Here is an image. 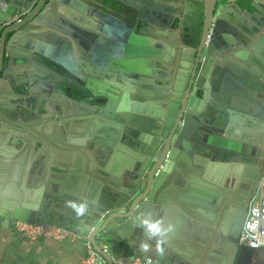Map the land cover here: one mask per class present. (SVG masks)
Here are the masks:
<instances>
[{
  "label": "water",
  "instance_id": "95a60500",
  "mask_svg": "<svg viewBox=\"0 0 264 264\" xmlns=\"http://www.w3.org/2000/svg\"><path fill=\"white\" fill-rule=\"evenodd\" d=\"M218 3L201 0L184 11L187 44L195 52L169 64L161 58V31L111 24L108 14L99 15L103 23L97 24L83 0H0V138L58 148L53 169L41 162L35 183L21 181L12 192L1 188L11 185L12 176L0 167V229L51 223L89 233L93 249L111 264L100 243L142 258L144 234L136 217L151 213L175 225L155 264H216L211 259L219 247L226 264H257L258 250L238 245L248 214L241 208V185L252 168L216 161L210 153L248 163L258 158L264 33L257 35L264 9L256 2L255 13L216 8ZM42 31L52 47L40 43ZM78 42L81 72L68 53ZM166 49L174 58L175 50ZM39 93L49 95L48 108ZM70 103L81 112L76 127ZM103 177L122 180L121 189L77 217L66 201L77 202L86 179ZM154 254L153 246L145 256Z\"/></svg>",
  "mask_w": 264,
  "mask_h": 264
},
{
  "label": "crops",
  "instance_id": "0c3cea01",
  "mask_svg": "<svg viewBox=\"0 0 264 264\" xmlns=\"http://www.w3.org/2000/svg\"><path fill=\"white\" fill-rule=\"evenodd\" d=\"M60 37L66 39L67 34L64 35L60 33ZM40 43L42 45L52 47L50 35H46L44 32H42ZM68 53L72 59L75 60V62L77 60L76 66L78 70L81 69V66L78 62L79 56L77 54V48H71V50H68ZM234 62H236L235 65H239L240 63L238 60H235ZM48 96L49 95L44 93H39L38 95V99L43 101L44 108L49 107ZM74 105L73 103H70L67 107L70 109H76L77 105ZM26 112L30 113V108L26 109ZM56 125L60 126L59 124ZM70 134V130H66L67 138ZM15 143L10 139L4 140L0 138V167L4 166V168L7 169L12 176L10 177L11 185L1 184V188L4 189L6 186H8L6 188L9 192H12L16 187H19L21 185V181L31 183L29 185L35 183V180L38 177L37 170L39 168L37 167L41 164V162H44L47 167L53 169L52 166L55 156L54 153L58 151V148L53 145H47L46 149H43L40 147V145L37 147H32L29 144L27 147ZM67 148L71 149L70 147ZM67 148L65 150V154H71L72 150ZM35 157H37V159H35ZM34 169H37L35 173ZM66 170V174L69 175L71 170L70 167L67 166ZM15 177H18L19 183H16L14 180ZM102 179V181L92 178L86 179L85 187L79 194L80 198L77 199V202L88 201L89 206L93 205L94 203L99 204L100 200L104 196L109 195V191H119L121 189L122 180L118 179V181H109L105 177ZM27 183L25 184L26 187ZM27 189L30 190L31 186H28ZM71 230L76 231V233L79 234L83 233L76 229ZM220 248L221 247L218 248L219 254L217 256H213L211 260L213 262L216 261V264H226L228 262L227 254H224L226 253L225 250ZM128 250L130 251V249ZM109 251L114 260L120 261L124 264L130 263L133 259L138 258L133 252L132 255H127L125 252H115L113 249H110ZM85 255L86 247L83 241L80 239L62 242L54 241L52 239L30 240L19 233L10 232L6 229H0V264H80ZM145 257L146 256L144 254L142 258ZM156 258L157 255L155 253L152 259L155 260ZM254 261L257 264H264V249L259 250L256 253ZM234 263H236V261ZM207 264H210V262Z\"/></svg>",
  "mask_w": 264,
  "mask_h": 264
},
{
  "label": "flooded vegetation",
  "instance_id": "af4514ba",
  "mask_svg": "<svg viewBox=\"0 0 264 264\" xmlns=\"http://www.w3.org/2000/svg\"><path fill=\"white\" fill-rule=\"evenodd\" d=\"M87 3L88 7L92 10L87 12L89 13V18L95 19L98 23H103L99 18V15L108 14L114 22L120 21L121 23L127 24L130 23L131 27L136 31L145 30L146 27H151L158 30L160 33H157V36L165 39L166 42H163L165 47L172 50H175V57L168 52L166 48L160 50L163 61L166 60L168 63H172L173 61L179 63L180 59L185 57H189L194 55L195 48L187 44L189 42L188 29L184 25L185 19L183 18V13L189 9L198 8L201 0H83ZM251 6L253 3L261 4V7L264 9V0H251ZM36 4V3H35ZM220 5L223 7L231 8L239 10L243 8L245 11H251L253 13L256 12V9L253 7L248 8L243 6L240 3V0H219V3L216 8ZM35 6V5H34ZM223 11L220 10L219 13ZM216 13V12H215ZM148 18L149 23H145L143 20ZM119 22V23H120ZM212 22V21H211ZM109 23V22H108ZM107 23V24H108ZM159 25V28L155 26V24ZM258 23H262L263 25L259 27L260 32L257 37H259L262 33H264V12L259 17ZM83 29H87V31H95L98 33L96 29H90L89 25L82 26ZM96 28V27H94ZM46 33L45 31H42ZM81 38L88 40L89 44L93 46L94 42L90 39L89 36H86L82 33ZM79 46V42L76 44V48ZM193 51V53H192ZM157 61V59H154ZM189 63V71L195 66V61H187ZM171 66L168 64L165 68V75L167 72L171 71ZM81 72V69L79 70ZM85 80L86 76L82 77ZM102 81V79H98ZM60 109L62 114L65 115L66 106L61 105ZM70 109V108H69ZM70 112V123H74L73 127L77 126V122H79V114L81 113L78 107L71 108ZM69 124V123H68ZM258 141L260 143L259 149L256 152L258 158H256L251 163L246 161L232 158L231 156H224L223 154H218L216 152L210 153V155L215 158L216 161L224 160L226 163L232 164V166L238 167L237 164L250 165L252 168L250 173L247 176H244L243 183L241 185L242 198H241V208L243 212L249 210L250 206L253 204L255 198L257 197L261 179L264 173V110L262 111L260 118L258 120ZM208 155V153H206ZM212 161V160H211ZM237 184V182H236ZM230 187V186H228ZM230 191H234L231 189ZM236 191V190H235ZM248 215V214H247ZM247 218V217H246ZM51 224V223H50Z\"/></svg>",
  "mask_w": 264,
  "mask_h": 264
},
{
  "label": "built area",
  "instance_id": "2783aa9c",
  "mask_svg": "<svg viewBox=\"0 0 264 264\" xmlns=\"http://www.w3.org/2000/svg\"><path fill=\"white\" fill-rule=\"evenodd\" d=\"M6 25H3V27ZM14 231L30 240L52 239L54 241H70L80 239L86 247V255L80 264H107L104 257L96 252L90 243V234H79L71 229L50 223H27L16 222ZM240 247H249L254 250L264 249V173L261 179V185L253 204L248 210L247 218L244 222V228L238 240ZM100 248L107 253L111 264H124L116 261L109 254L105 244L100 243ZM126 264H155L152 258H135Z\"/></svg>",
  "mask_w": 264,
  "mask_h": 264
},
{
  "label": "clouds",
  "instance_id": "9594fccd",
  "mask_svg": "<svg viewBox=\"0 0 264 264\" xmlns=\"http://www.w3.org/2000/svg\"><path fill=\"white\" fill-rule=\"evenodd\" d=\"M66 206L70 208L77 217H83L89 210L88 201H66ZM138 226L143 229L144 239L139 244L138 251L150 253L155 248L157 256H163L165 245L170 239V235L175 231V225L165 222L162 218H154L151 213L140 214L136 217ZM150 241L154 242L149 243Z\"/></svg>",
  "mask_w": 264,
  "mask_h": 264
},
{
  "label": "trees",
  "instance_id": "16d2710c",
  "mask_svg": "<svg viewBox=\"0 0 264 264\" xmlns=\"http://www.w3.org/2000/svg\"><path fill=\"white\" fill-rule=\"evenodd\" d=\"M251 0H240V3L243 5V6H245V7H248V8H251L252 6H251V2H250ZM253 8V7H252ZM126 249V251H125V253H127V255L128 254H131L132 255V252H130L127 248H125Z\"/></svg>",
  "mask_w": 264,
  "mask_h": 264
}]
</instances>
